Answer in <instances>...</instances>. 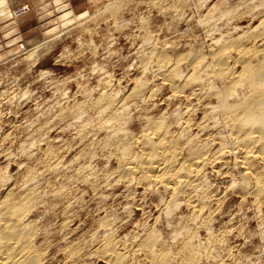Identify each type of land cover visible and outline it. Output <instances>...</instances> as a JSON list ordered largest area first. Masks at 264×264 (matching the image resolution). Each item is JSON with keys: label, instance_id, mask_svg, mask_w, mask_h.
Instances as JSON below:
<instances>
[{"label": "rangeland", "instance_id": "rangeland-1", "mask_svg": "<svg viewBox=\"0 0 264 264\" xmlns=\"http://www.w3.org/2000/svg\"><path fill=\"white\" fill-rule=\"evenodd\" d=\"M8 4L10 16H0V201L9 190L16 200L23 199L30 189L35 191L36 204L29 220L35 217L38 235L35 234L33 247L42 256L41 264H104L100 249L105 238H100L110 231L120 246L125 240L137 241L148 228H156L161 231L162 240L165 238L166 248L173 253L178 251V241L169 238L173 226L168 224L176 226L190 217L185 193L177 197V210L165 216L162 204L169 194L162 185L122 181L116 170L117 159L109 145L105 146L110 132L98 129L91 104L103 90L116 94L120 100L136 84L147 80L152 86L142 93L143 99L147 98L142 102H147L127 100L129 112L122 126L131 130V137L141 134L148 115L152 116L150 119H170L178 111L177 117L182 113L190 117V134H196L197 142L211 141L213 150L220 147L224 154L213 167L207 165L204 180L201 179L204 182H195L199 190L208 187L210 201L206 208L211 210L206 216L208 229L199 220L189 223V230L195 235L192 245L198 249L206 245L205 251L211 249L205 252L207 258L204 249H199L203 253L200 263L264 264V199L258 206L248 187L239 188L243 168L230 147L229 134L219 127L218 119H213L219 117L210 112L217 104L216 97H207L204 77L195 84L190 81L181 91H172L157 64L162 52L170 62L178 60L180 75L187 77L193 60L204 55L207 64L215 47L217 50L225 44L233 48H228V52L236 56L233 44L239 41V45L249 47L252 34L264 27L260 24L264 22V0H8ZM67 11L71 14L66 23L61 15ZM81 14L84 16L79 17ZM263 41L257 40L254 45L261 48ZM212 80L218 88L222 86L219 78ZM105 84H110V88H104ZM170 130L176 135L180 127L172 124ZM218 141L222 142L217 144ZM216 145L219 146L215 148ZM217 237L223 242L219 239L218 245H208L207 241ZM69 251L76 256H68ZM176 255L178 263L181 255Z\"/></svg>", "mask_w": 264, "mask_h": 264}, {"label": "bare ground", "instance_id": "bare-ground-1", "mask_svg": "<svg viewBox=\"0 0 264 264\" xmlns=\"http://www.w3.org/2000/svg\"><path fill=\"white\" fill-rule=\"evenodd\" d=\"M57 7H58V5H57ZM10 14H11V11L9 9L8 0H0V16L4 15L7 17V16H10ZM70 14H71V12L67 11L61 15V18L63 20H65L67 23V21H68L67 18ZM82 16H84V14H81L79 17H82ZM259 19H260V16H259ZM261 21H262V19H261ZM258 24H259V22H258ZM260 24L263 26L264 22H260ZM257 31L258 32L255 31V34L254 33L252 34V38H251L252 44L249 45V47L239 45V43H240L239 41H238V43L233 44V45H235L234 46L235 49L237 48V53H236L237 55L234 57L228 52L229 46H227L225 44H223L221 46L218 45L219 47L217 50L215 47L214 48L215 52L212 53V51H211V53H212L211 59L209 60V62L207 64L204 63V61H206V60H204V57H203L204 55L203 56L200 55L197 58L195 55L194 57L196 59H194V60L192 59L193 63L191 65V69L189 71L190 73H188L189 75L187 77L180 75L181 73L179 72L178 65H177L178 60L170 62L167 58V55L163 54L162 52H160L158 57H157V64H158L159 68H161V70H162V72H161L162 79L165 80L167 83H169L168 85H170L172 87L171 90L174 89L176 91H181L182 89L185 88V86L187 88V85L189 84L190 81L191 82L193 81L192 84H195L194 83L195 81H199L202 77H204L205 80L204 79H202V80L205 82V85H206V87H205V85H204V87L207 88V90L205 89L206 95L207 94L211 95V97L214 96V97H216L215 99L217 100V104L212 106L213 111L211 110L210 112L216 113L215 114L216 117H219V118L213 117V119H218V121H216V122L220 123L219 127L224 132H227L229 134L228 136H230V143H231L230 147H231V149L234 150L235 156L237 157L239 164L243 168V170L240 172V173H242V179L238 183L239 188H240V185H242V186L245 185L246 187H248L249 190L254 195L253 200H255V202L257 203L258 206H260L262 203V199H264L263 198L264 197V46L259 48V47L255 46L254 43L257 40H264V27L260 30H257ZM250 33H252V32H250ZM243 35H245V34H243ZM238 37H240V36H238ZM245 37H246V35H245ZM243 38H242V40L245 39V38L244 39ZM238 39L241 40V38H238ZM263 43H264V41H263ZM232 49L233 48H231L230 50L232 51ZM231 53H234V52H231ZM235 64H237V65H235ZM159 74H160V72H159ZM205 76L207 78H205ZM181 77H183L184 79H182ZM214 78H219L221 83H222V86H220L218 88L212 80ZM180 79H182V80L180 81ZM103 82H107V81H103ZM106 85L107 84H105L104 88H107L110 86V84H109V86H106ZM200 86H199V89H200ZM151 87L152 86L150 84V81L148 82V80L145 82L138 83L134 86V88L132 87L133 89L126 96H124L122 99H120L121 98L120 97L119 98L120 100H117L115 98L116 94L110 95L109 92L106 91L107 93H104V90H103V92L100 93L97 96V98L94 99L93 103H91V104H92V108L94 110L93 112H95V114H96L95 116H97L96 118H97L98 123H99V125H96V126H98V129H100V127H101V129L103 128V129H106L110 132V133H107V135H108L107 141L106 142L104 141L106 145L104 144L103 141H102V143L106 147H108L107 145H109V148H110L112 155H114V157H116L117 162H118V169H116V170H118V172H119V177L121 179H123L122 181H126L127 183L135 182V184H137V183H145L146 184L149 182H154V183L162 185L164 187L163 190L165 189L166 192L169 194V196H166V197H168V199H165V197H163L166 200L165 204H162V205H164L163 206V211H164L163 215H165V216L168 214H172L174 210H177V209H175L178 205L177 197L179 194L181 196V193H185V195H183V196L185 197L184 199H185L186 206L190 209V213H191L189 215L190 217H187L188 219L185 218L184 222H182L176 226L168 224L171 227L173 226L171 229V233H169V234H171V237H169V238L172 239L173 241H178L177 242L178 243L177 245H179L178 249H177L178 251L176 249L175 250L181 255V260L177 263V261H176V258H177L176 256H178V255H176L177 252L173 253L168 248H166L167 243L165 244V242H164L165 238H163V240H162L161 231H159L156 228H151V229L148 228L149 230L145 229L148 231L144 235L141 233L142 234L141 237L139 235H137L140 237V238L138 237L139 239L137 241L134 242V240H135L134 239L133 242L126 243L125 242L126 240H125L124 242H122L120 244V246H118V240L114 239V237L111 234L112 233L111 231H110V233L107 232L109 234V235L107 234V236H104L105 234L103 235V233H101L103 235L102 238H100L99 236H95V237H96V239H97V237H99L100 240L101 239L103 240V237L105 238L103 240V245L100 249V254L105 260L104 264H201L200 263V259L202 256L201 254H203V253L206 254L205 252H208V250H211V249L207 248L208 250L206 249L207 251H205L204 247L206 245L205 246L201 245V246H203V249H204L203 250L202 248H199V249L204 251L203 253H201V251L198 248H196L194 245H192V238H193V236L195 237V235L193 233V230L192 231L189 230L192 227V225H191V227L189 226V223L194 222V224H195V221L199 220L200 225H202L203 227L205 226L206 228L209 227L208 226L209 224L206 221L207 220L206 216H207L208 212L211 210H207V208H206V207H208L207 204L210 201V200L207 201L208 190H209V189H207L208 187H206L207 190L202 189V188H201L202 190L201 189L199 190V188L196 187L197 183H195V182H197L196 180H198L200 182V180L205 177L204 170L207 167V165H211V166L214 165L216 163V161L218 160V158L221 157L223 152H222V149H220V147H219V149L216 148L219 145L218 146L216 145L215 146L216 150H213L214 148H212L210 146L211 141L210 142L207 141L208 138L206 140L207 142H201V141L197 142V140L195 139L196 134L195 133H194V135L190 134L191 133L189 130V127H191V126H189L190 125V117L188 115H186L185 113H182L183 115H179V114H181V113H179L178 114L179 116L177 117L176 114L178 111L176 113H173L176 116H174L170 112L172 114L171 118L168 117L170 119H165V118L160 117V116L157 119L154 117H153L154 119H150L149 117H152V116L148 115L147 117H145L146 116L145 115L144 117L146 118V120L145 119L144 120L146 122L145 123L146 125L144 126V128H143V126L141 127V128H143L142 130H140L141 134H139V132H138V134L133 132L134 135L136 134V137H133V136L131 137L129 135L130 134L129 132L131 130L129 131L126 128L127 126H124V127L122 126L126 122L125 114L127 115V113L129 112V111L127 112V109L129 107V105L127 104V102H128L127 100H129V98H134V99H138L142 102L144 99H147V98L143 99V97H142L143 91H145V89L150 90ZM98 89H99V91L101 90L100 87ZM99 91L97 90V93ZM113 91L115 92V89H113ZM145 93H147V92H145ZM176 93H178V92H176ZM178 94H180V93H178ZM150 95H151V93H150ZM208 95H207V97H208ZM171 96H170V98H171ZM174 96H175V94H174ZM178 96H177V98H178ZM181 96H182V94H181ZM165 99H166V97H165ZM165 99H163V100L167 101L169 99V97L167 100H165ZM144 102H142V103H144ZM151 104H152V102H151ZM168 104H170V102H168ZM159 105H161V104H159ZM134 106H135V103H134ZM153 106H151V107H153ZM164 106H165V104H164ZM189 106H190V104H189ZM206 106H208V105H206ZM140 107L141 106H139V108ZM166 107H167V105H166ZM185 107H188V106H186V104H185ZM139 108L137 109L138 111H140ZM146 108H147V106H146ZM169 108H171V107H169ZM190 108H191V106L189 107V109ZM186 109L187 108H185V110L183 109V111L185 112ZM207 109L208 108H206V111H207ZM169 110H171V109H169ZM147 111L145 112L146 114H147ZM161 111H163V110H161ZM189 111H191V109ZM140 112H144V111L141 110ZM167 112L169 113V111H167ZM166 113L164 115H166ZM138 114H139V112H138ZM140 114H142V113H140ZM204 114L205 113H203V115ZM208 115L209 114H207V116ZM141 116L142 115H140L139 117H141ZM203 117L205 118L206 116L204 115ZM203 117L201 119H203ZM166 118H167V116H166ZM208 118H209V116H208ZM211 119L209 120V122L213 120V119L212 120ZM87 121H86V123H89ZM216 122L214 121V123H216ZM95 123H97V122L95 121ZM127 123H129V122H127ZM214 123H212L213 125L212 124L211 125L215 127ZM172 124L179 125V127H180V130L176 135L172 132L173 129H171L172 131L170 130V126ZM194 125H196V124H194ZM218 125H216V126H218ZM88 126H91V125L88 124ZM192 127H193V124H192ZM200 129H202V128H200ZM137 131H139V130H137ZM215 131H216V129H215ZM219 131L221 132V130H219ZM199 132L201 134L202 131H199ZM133 133H131V134H133ZM219 134H222V132ZM217 135H218V133L216 134V136ZM203 136L206 137V135H203ZM216 136H214V137H216ZM219 136L221 137L222 135H219ZM106 138L107 137H105V139ZM196 138H198V137H196ZM212 138H213V135H212ZM216 139L220 140V138H216ZM221 139L224 140V136L221 137ZM220 142H222V141H218L217 144H219ZM215 144H216V142H215ZM224 144H225V147L227 148L225 141H224ZM90 145H92V144H90ZM212 146H214V145H212ZM100 147H102V146H100ZM106 147H104V148L106 149ZM226 148H224V149H226ZM133 149L136 151H134ZM106 150L109 151L108 149H106ZM183 152H185V154H183ZM111 153L109 152V154H111ZM236 157H233V158H235V160H237ZM227 163H228V161H227ZM49 167L47 168V170L50 169ZM216 167H218V166H216ZM231 167H233V165ZM209 170L210 169H208L207 171H209ZM114 174H116V173H114ZM210 175L212 176L213 174L209 173V176ZM209 176H207V177H209ZM55 177H56V175H55ZM119 177H118V179H119ZM121 179H120V181H121ZM229 179H231V178H229ZM203 180H201V181H203ZM232 183H234V182H232ZM236 183H237V181H236ZM104 184H105V182H104ZM199 185H201V184H199ZM130 186H131V184H130ZM98 188H99V186H98ZM186 188H189V189H186ZM203 188H205V187H203ZM236 188H238V187L236 186ZM13 190H15V188ZM31 190L32 189H30V191H28L26 189L25 192L28 191L27 194L25 195V197L23 196V199H21V197H20V200H16L14 198V197H16V195H14V192H12L11 190L6 191L4 196L1 197L2 200L0 201V264H41L42 256L39 255V253H37L38 249L35 247V249L37 250L36 251L33 247V240H34V237H36L35 234L37 233V232H35L36 229L34 226L35 217H34V220L31 219L33 221L29 220V217H30L29 214L36 204L35 203L36 201L33 202V200H35L33 192H35V191H31ZM59 190H61V189H59ZM59 190H58V192H59ZM241 190H243V189H241ZM62 194H64V193H62ZM59 197H61V194ZM242 197H243V194H242ZM91 198H94L93 194H92ZM100 198H98V199H100ZM102 198H104L103 195H102ZM209 198H211V196ZM178 202L181 203L183 201H181V202L178 201ZM216 203H217V201H216ZM252 204H253V202H252ZM209 205H210V203H209ZM215 206H213V207L217 211ZM255 209L260 210V207L259 208L257 207ZM208 217H209V214H208ZM260 217H262V215ZM260 217H259V219H260ZM180 221H182V220H180ZM108 222L109 221H107V223ZM167 222L170 223V220H168ZM107 223L105 226L108 225ZM109 224H111V222ZM260 226H262V223ZM194 227L196 228V225H194ZM198 227H199V225H198ZM110 228H111V226H110ZM109 230H106V231H109ZM263 230H264V226H263ZM95 231H97V229L94 230V232ZM106 231H105V233H106ZM208 233H211L210 229H209ZM263 233H261L262 238H263ZM92 234H94V233H91V237L93 236ZM139 234H140V232H139ZM36 235H38V233ZM113 235H114V232H113ZM118 235H119V233H118ZM218 237L216 239H214V238H211V240L209 239L210 241H207V242H209L208 245L209 244H210V246L218 245V243H220V240H221ZM135 238L137 239V237H135ZM92 239H93V237H92ZM123 239H125V238H123ZM128 239H130V237ZM77 242L78 241H76V243ZM94 243H95V241H94ZM99 243H100V241H99ZM72 245H74V244H72ZM221 247H222V244H221ZM70 248H72V247H70ZM94 248H97V247H94ZM212 248H214V247H212ZM66 253H67V251H66ZM95 253L97 254V251ZM69 254H70V256L73 255L71 251L68 252V256H69ZM74 254H76V253H74ZM73 256H76V255H73ZM97 257H98V255H97ZM207 257H208V255L206 254L205 258H207ZM73 259H71V260H73ZM78 259H80V258L78 257ZM65 260H67V258ZM63 261H64V259H63ZM76 261L78 262V260H76ZM84 261H86V260L84 259ZM87 262H89V261H87ZM82 263H84V262L82 261Z\"/></svg>", "mask_w": 264, "mask_h": 264}]
</instances>
